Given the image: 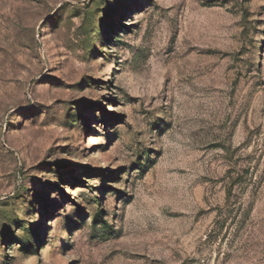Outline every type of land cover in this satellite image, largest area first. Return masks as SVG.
<instances>
[{"label":"rangeland","instance_id":"374dc122","mask_svg":"<svg viewBox=\"0 0 264 264\" xmlns=\"http://www.w3.org/2000/svg\"><path fill=\"white\" fill-rule=\"evenodd\" d=\"M0 264H264V0H0Z\"/></svg>","mask_w":264,"mask_h":264},{"label":"trees","instance_id":"16d2710c","mask_svg":"<svg viewBox=\"0 0 264 264\" xmlns=\"http://www.w3.org/2000/svg\"><path fill=\"white\" fill-rule=\"evenodd\" d=\"M237 180H238V179H236V181H235L233 184H231V185H230V188L227 190V197H228V198L231 196L235 184L238 183Z\"/></svg>","mask_w":264,"mask_h":264}]
</instances>
